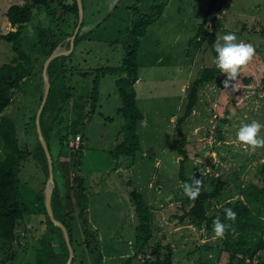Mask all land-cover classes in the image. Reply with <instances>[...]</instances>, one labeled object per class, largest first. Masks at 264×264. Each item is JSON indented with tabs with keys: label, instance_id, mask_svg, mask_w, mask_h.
<instances>
[{
	"label": "rangeland",
	"instance_id": "374dc122",
	"mask_svg": "<svg viewBox=\"0 0 264 264\" xmlns=\"http://www.w3.org/2000/svg\"><path fill=\"white\" fill-rule=\"evenodd\" d=\"M25 1L0 0V31L7 30L8 8ZM155 2L158 0H84L81 34L85 39L66 62L72 97L65 105L59 100L56 110L45 117L46 130L52 123L54 127L51 151L61 194L59 204L76 213L70 222L76 264H96V254L84 242L75 176L85 178L90 192L89 218L99 233L104 264H146L147 260L157 258L153 252L158 251L155 249L158 244L162 255L170 257L172 264L231 263V255L224 249V235L217 237L214 230L209 232L205 226L198 227L193 222L178 223L183 207L192 205L184 194L182 166L185 176L200 179L205 191H213L219 181L226 183L220 199L212 200L213 211L228 201L242 200L264 222V146L252 148L236 135L242 122L256 120L264 125V0H228L217 6L207 24V29L215 33L216 43L223 34L231 32L238 43L252 44L255 54L227 89L223 84L227 74L221 72L200 90V105L180 125L187 137L185 149L191 161L182 164L178 159L181 135L176 127L185 110L187 91L183 88L199 76L202 68L211 67L214 62L207 44L200 46L194 39L211 0H167L163 17L142 38L138 59L142 76L136 89L145 121H141L138 129L142 150L137 157L111 154L121 141L125 123L119 113L123 103L117 91V75L113 73L102 77L100 108L91 118L90 128L83 129L87 140L80 169L74 165L77 151L66 147L65 154L58 157L59 149L63 152L60 141L73 134L74 123L79 126L89 121L86 112L90 101L86 98L96 69L122 65L125 56L122 43L135 19L132 8L146 11ZM38 15L40 25L26 30L29 43L41 51L55 34L59 40L56 51L68 50L75 17L59 30L49 11L41 10ZM15 55L11 43L0 40V66L11 62ZM35 59L33 75L13 92V101L6 110V115L18 126L22 147L28 149L31 157L23 162L20 173L28 212L16 229L14 241H0V264L46 263L39 240L50 229L45 206L49 178L43 164L32 154L39 140L36 116L45 91L43 71L47 58L38 54ZM259 136L264 138V127ZM4 156L0 143V159ZM134 190L153 206L154 217L152 247L138 255L134 232L138 220L130 198ZM54 243L52 248L59 252L61 242ZM242 260L244 264H264V248L253 259L242 256Z\"/></svg>",
	"mask_w": 264,
	"mask_h": 264
},
{
	"label": "trees",
	"instance_id": "16d2710c",
	"mask_svg": "<svg viewBox=\"0 0 264 264\" xmlns=\"http://www.w3.org/2000/svg\"><path fill=\"white\" fill-rule=\"evenodd\" d=\"M83 7L85 10V4ZM228 0H211L207 11L205 12L202 22L198 25L195 38L198 44L202 46L207 44L206 48L212 50L213 56L216 53L214 46L215 33L207 29V24L214 14L217 6L226 3ZM221 2V3H220ZM168 5L167 0H161L150 4L146 11L134 9L135 19L132 20L130 26L127 28V37L123 41L125 48V56L120 66H102L96 69L93 76L92 85L89 90V95L86 100L90 101V109L86 112L89 121L94 116L97 109H99L100 100V82L104 75L113 73L117 75L116 86L120 98L122 99L123 106L119 109V113L124 116L125 123L123 125L121 141L116 145L115 149L111 151L116 157L129 156L137 157V153L142 150L141 138L138 134V127L141 121L144 120V113L137 102V89L136 84L140 80V64H139V51L142 44V38L148 33V28L154 25L162 18L165 8ZM41 10L49 11L51 17L55 20L56 29H63L75 17L76 22L72 24L70 37L74 35L75 29L79 24V5L77 0H26L21 4H13L7 10V30L1 32L0 39L6 40L12 45V50L16 54L11 62L4 63L0 66V143L4 151V158L0 159V241L13 242L15 239L16 229L21 221H23L28 212L25 206V198L22 193L21 170L23 162L31 157L28 149L23 148L20 138L18 136V126L13 119L6 115V110L13 101L12 94L15 90L22 88L24 81L31 77L36 69V56L42 55L48 59L59 47V40L54 34L53 37L45 43V47L40 51L34 43H29V35L26 30L29 28L34 29L40 25L38 13ZM84 22V20H83ZM83 23L80 27L79 33L74 40V49L70 54L61 55L51 61L48 67V74L51 82L48 100L41 114V128L43 135L48 144L54 167V178L56 185L54 187L52 196V208L54 216L57 220L62 222L68 231L70 242L74 250V240L71 233V220L76 213L68 211L65 206L59 204L61 199L60 190L57 185L56 167L54 166V158L51 151V133L53 132V123L46 130L45 117L50 111L56 110V105L59 100L62 105L66 104L72 97L70 90L71 86L67 84V72L69 69L66 67L67 60L71 59L78 45L84 41L81 34ZM264 35V30L262 31ZM192 40V39H191ZM192 41L190 42L191 45ZM71 40L67 42V48L70 49ZM71 71V70H70ZM73 72V71H72ZM221 73L216 67L215 62L211 67H205L200 70L197 76L190 85L186 88V101L184 114L180 117L177 124V131L181 135V141L178 146L179 156H182L180 163L188 160V153L185 149L187 145V137L181 131L180 125L192 115L198 108L201 102L200 90L209 82H213L217 75ZM85 77L88 75L84 74ZM44 93H42L43 99ZM82 104L80 107H83ZM37 126V125H36ZM73 134L62 137L60 141L63 152L59 149V155H64V150L69 148L70 151H77L75 158V168L80 169L83 164V147L84 140L86 139L85 129L86 124L81 123L79 126L73 125ZM45 131V132H44ZM80 134L82 137V145L78 150H72L69 147L70 140L76 135ZM119 134V135H120ZM60 147V148H61ZM33 158L38 159L43 164L46 171V176L49 178V163L47 155L43 148L40 139L37 146L33 151ZM62 157V156H61ZM180 178L183 183L191 182L192 179L185 176L184 167L180 172ZM77 185V203L79 204V215L82 224V234L84 235L85 244L92 248L96 254V264H104V256L101 249V242L99 240V233L97 229L92 227L89 218V204L90 192L86 187V180L83 176L74 178ZM225 182L219 181L213 191H205L200 187L199 195L193 200H187L192 203L189 208L183 207V213L178 217V223L182 224L186 221L193 222V225L198 227L205 226L211 232L213 231V221L219 217L220 220L229 225L224 233L225 250L231 255V263L235 261L241 262L242 256L247 259H253L255 255L264 248V222L262 217L255 214L247 202L242 200L228 201L218 211H213L211 206L212 200L220 199L221 191L223 190ZM132 203L136 207V214L138 223L135 227V249L136 255L140 251L148 250L152 247L151 237L153 229V206L145 200L144 196L137 190L130 193ZM46 206V205H45ZM231 208L236 213L234 221L226 220L224 209ZM46 214L48 217L50 229L46 230L39 244L43 248L45 255V264H66L70 251L61 227L56 225L49 216L47 209ZM61 242V250L56 252L52 247L55 241ZM158 247L153 254L157 258L147 260L146 264H172L170 257L163 256ZM75 257V256H74ZM72 259V264H76L75 258ZM230 263V264H231Z\"/></svg>",
	"mask_w": 264,
	"mask_h": 264
},
{
	"label": "clouds",
	"instance_id": "9594fccd",
	"mask_svg": "<svg viewBox=\"0 0 264 264\" xmlns=\"http://www.w3.org/2000/svg\"><path fill=\"white\" fill-rule=\"evenodd\" d=\"M222 41V42H221ZM214 62L220 72L226 73L227 78L223 81L225 89L229 87L230 81L237 80L239 70L245 66L254 56L255 49L250 43L237 42L234 33L223 34L214 46ZM235 91V84L232 85ZM264 127L260 122L252 120L250 123H241L236 135L237 139L243 144L252 148L264 146V138L259 136L261 128ZM201 180L192 179L191 182H185L183 185L184 194L189 199H195L200 193ZM225 219L234 221L236 213L231 208L224 209ZM229 225L222 222L219 217L213 221L214 233L217 237H223L226 228Z\"/></svg>",
	"mask_w": 264,
	"mask_h": 264
},
{
	"label": "water",
	"instance_id": "95a60500",
	"mask_svg": "<svg viewBox=\"0 0 264 264\" xmlns=\"http://www.w3.org/2000/svg\"><path fill=\"white\" fill-rule=\"evenodd\" d=\"M77 1H78V5H79L80 19H79V24H78L77 28L75 29L74 35L72 37L70 49L54 52L51 56L48 57V59L45 62L44 71H43V73H44V81H45V91H44V96H43L41 105L39 107V110H38L37 116H36V125H37L38 134H39V139H40V141H41V143L43 145V148L45 150V153H46L47 159H48V163H49V179H48V182H47V185H46V189H45V205H46L47 212H48L49 216L51 217L52 221L56 225L61 227L63 232H64V235H65L68 247H69V251H70V256H69V259H68L66 264H72V259L74 257V252H73V247L71 245L70 237H69V234H68L66 226L62 222L57 220L55 218V216H54V212H53V208H52V196H53V191H54V187H55L53 159H52L48 144L46 142V139H45V137L43 135V132H42L40 119H41V114L43 112V109H44V107L46 105V102L48 100L50 87H51V82H50V78H49V74H48L49 64L56 57L61 56V55L70 54L73 51L74 46H75L74 40L76 39V37H77V35L79 33V30H80V27H81V25L83 23V20H84L83 2H82V0H77Z\"/></svg>",
	"mask_w": 264,
	"mask_h": 264
},
{
	"label": "crops",
	"instance_id": "0c3cea01",
	"mask_svg": "<svg viewBox=\"0 0 264 264\" xmlns=\"http://www.w3.org/2000/svg\"><path fill=\"white\" fill-rule=\"evenodd\" d=\"M168 6V5H167ZM166 9H167V7H166ZM166 9H165V11H164V13L166 12ZM164 15V14H163ZM163 15H162V17H163ZM161 20V19H160ZM7 23H8V19H7ZM264 27V26H263ZM244 29V28H243ZM194 34H195V30H194ZM256 34V33H255ZM257 35H259L258 33H257ZM0 40H2V39H0ZM190 42H191V40H189V44H190ZM188 48L190 49L191 47H190V45L188 46ZM140 75H141V71H140ZM142 76V75H141ZM140 76V77H141ZM139 81H141V78H140V80ZM138 81V82H139ZM139 83H137L136 84V86L138 85ZM183 85V84H182ZM186 86V87H185ZM184 87L185 88H187L188 86L187 85H185ZM183 90H185V92H186V89H184L183 88ZM100 112V111H99ZM144 117H145V115H144ZM91 121V120H90ZM90 121H88L87 123H86V127H85V129H87V128H90V125H91V123H90ZM145 121V118H144V120L142 121V122H144ZM141 123V122H140ZM140 125V124H139ZM138 129H139V127H138ZM85 135H86V133H85ZM141 138V137H140ZM86 140H87V135H86V139L84 140V145H85V143H86ZM141 145H142V138H141ZM187 146V145H186ZM84 153H85V149H84ZM188 157H189V155H188ZM64 158V157H63ZM182 157L181 156H179V158L178 159H181ZM188 160L189 161H191L192 159L189 157L188 158ZM89 212H90V209H89ZM183 226V225H182ZM179 228V227H178Z\"/></svg>",
	"mask_w": 264,
	"mask_h": 264
},
{
	"label": "built area",
	"instance_id": "2783aa9c",
	"mask_svg": "<svg viewBox=\"0 0 264 264\" xmlns=\"http://www.w3.org/2000/svg\"><path fill=\"white\" fill-rule=\"evenodd\" d=\"M1 34V32H0ZM82 145V137L80 134L76 135L75 137H73L70 142H69V147L72 150H78L80 149Z\"/></svg>",
	"mask_w": 264,
	"mask_h": 264
}]
</instances>
